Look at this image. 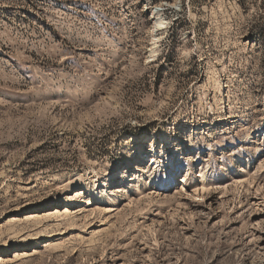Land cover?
<instances>
[{
  "label": "rangeland",
  "instance_id": "1",
  "mask_svg": "<svg viewBox=\"0 0 264 264\" xmlns=\"http://www.w3.org/2000/svg\"><path fill=\"white\" fill-rule=\"evenodd\" d=\"M0 264H264V0H0Z\"/></svg>",
  "mask_w": 264,
  "mask_h": 264
},
{
  "label": "bare ground",
  "instance_id": "2",
  "mask_svg": "<svg viewBox=\"0 0 264 264\" xmlns=\"http://www.w3.org/2000/svg\"><path fill=\"white\" fill-rule=\"evenodd\" d=\"M151 15H152L154 23L156 25V26H154V28L152 30V36L154 37V36H156L155 33H156L157 26L161 25L162 22H161L159 15H158V12H156L154 9L151 10Z\"/></svg>",
  "mask_w": 264,
  "mask_h": 264
}]
</instances>
